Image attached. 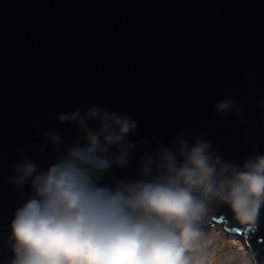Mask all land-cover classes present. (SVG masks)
I'll use <instances>...</instances> for the list:
<instances>
[{
    "label": "water",
    "instance_id": "water-1",
    "mask_svg": "<svg viewBox=\"0 0 264 264\" xmlns=\"http://www.w3.org/2000/svg\"><path fill=\"white\" fill-rule=\"evenodd\" d=\"M93 105L137 123L127 166L102 184L140 179L141 157L180 136L238 165L264 154V0H0V264L14 258L11 221L31 192L10 183L13 166L54 163L48 132L85 143L58 116ZM213 207L226 257L252 249L264 264V207L251 235L228 205Z\"/></svg>",
    "mask_w": 264,
    "mask_h": 264
},
{
    "label": "clouds",
    "instance_id": "clouds-1",
    "mask_svg": "<svg viewBox=\"0 0 264 264\" xmlns=\"http://www.w3.org/2000/svg\"><path fill=\"white\" fill-rule=\"evenodd\" d=\"M232 103L219 102L217 114ZM58 121L74 123L85 143L64 147L48 132L59 154L54 163L42 169L26 156L13 166L10 183L18 190L28 184L31 192L11 221L10 264H209L213 239L206 229L214 205H228L248 234L258 231L264 154L238 165L210 142L196 137L190 145L180 136L175 149L160 146L141 157L140 179L108 185L103 177L127 166L137 147L126 140L137 123L96 105L61 113ZM237 257L259 264L252 249L230 254L224 264Z\"/></svg>",
    "mask_w": 264,
    "mask_h": 264
},
{
    "label": "rangeland",
    "instance_id": "rangeland-1",
    "mask_svg": "<svg viewBox=\"0 0 264 264\" xmlns=\"http://www.w3.org/2000/svg\"><path fill=\"white\" fill-rule=\"evenodd\" d=\"M211 236L213 244L209 248V264H224L226 255L218 234L212 229Z\"/></svg>",
    "mask_w": 264,
    "mask_h": 264
},
{
    "label": "trees",
    "instance_id": "trees-1",
    "mask_svg": "<svg viewBox=\"0 0 264 264\" xmlns=\"http://www.w3.org/2000/svg\"><path fill=\"white\" fill-rule=\"evenodd\" d=\"M206 230H209L211 232L212 228L209 225H207V229Z\"/></svg>",
    "mask_w": 264,
    "mask_h": 264
}]
</instances>
